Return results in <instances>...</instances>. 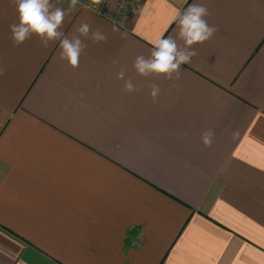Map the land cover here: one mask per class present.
<instances>
[{"label":"crops","instance_id":"crops-1","mask_svg":"<svg viewBox=\"0 0 264 264\" xmlns=\"http://www.w3.org/2000/svg\"><path fill=\"white\" fill-rule=\"evenodd\" d=\"M88 2L61 30L84 20L108 41L73 69L59 42L14 47L0 0V264H264V0H143L123 40ZM193 3L214 36L179 80L138 75Z\"/></svg>","mask_w":264,"mask_h":264},{"label":"clouds","instance_id":"clouds-1","mask_svg":"<svg viewBox=\"0 0 264 264\" xmlns=\"http://www.w3.org/2000/svg\"><path fill=\"white\" fill-rule=\"evenodd\" d=\"M80 0H69L67 9L57 6L53 0H9L14 7L16 20L9 24L10 39L14 47H19L35 36L44 50L52 44L59 42V57L75 69L79 67L80 56L87 48L85 41L93 43H107L108 35L99 28L93 29L92 25L82 20L74 28L76 35H65L61 30L65 19L76 10ZM102 0H90L83 5L90 9L93 5H100ZM208 8L199 3H193L182 11H177L169 23H175L177 28L174 36L159 37L152 41V50L148 57L138 55L133 67L138 75L143 77L163 76L166 80H179L182 65L191 61L197 55L194 45L203 44L210 40L217 32L215 25H210L206 17L210 16ZM111 31L118 34L120 39H126L127 33L120 31V26L112 22ZM182 41L183 43H179ZM5 69L0 66V76ZM117 80L123 81L122 90L126 93L139 91L132 79L126 78V70L121 68L117 73ZM149 95L155 102L160 93L156 83L149 84ZM215 133L211 129L201 135L205 147H211ZM95 223V220L91 221Z\"/></svg>","mask_w":264,"mask_h":264},{"label":"built area","instance_id":"built-area-1","mask_svg":"<svg viewBox=\"0 0 264 264\" xmlns=\"http://www.w3.org/2000/svg\"><path fill=\"white\" fill-rule=\"evenodd\" d=\"M142 4L143 0H102L100 5H93L88 10L124 28L137 17Z\"/></svg>","mask_w":264,"mask_h":264}]
</instances>
